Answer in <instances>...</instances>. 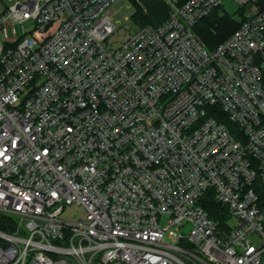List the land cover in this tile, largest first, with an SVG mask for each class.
Instances as JSON below:
<instances>
[{"label":"built area","instance_id":"1","mask_svg":"<svg viewBox=\"0 0 264 264\" xmlns=\"http://www.w3.org/2000/svg\"><path fill=\"white\" fill-rule=\"evenodd\" d=\"M114 1L0 0V264H264V0L212 48L222 0L115 45Z\"/></svg>","mask_w":264,"mask_h":264},{"label":"trees","instance_id":"2","mask_svg":"<svg viewBox=\"0 0 264 264\" xmlns=\"http://www.w3.org/2000/svg\"><path fill=\"white\" fill-rule=\"evenodd\" d=\"M131 1L134 5L131 20L138 26L147 24L155 26L167 17L168 6L162 0H140L142 6L136 4L134 0ZM238 24V20L231 15L214 10L200 18L193 30L208 48H212L235 30ZM201 202L208 215L221 224L227 216L225 208L210 194H205ZM3 219V216H0V229L10 230L8 225H4Z\"/></svg>","mask_w":264,"mask_h":264},{"label":"rangeland","instance_id":"3","mask_svg":"<svg viewBox=\"0 0 264 264\" xmlns=\"http://www.w3.org/2000/svg\"><path fill=\"white\" fill-rule=\"evenodd\" d=\"M135 3L142 6L141 2ZM239 7L240 4L236 0H222L220 8L234 19H237ZM110 9L113 11L111 19L115 25V31L111 35V42L115 45L129 33L133 32L138 25L131 20V14L134 11V5L131 0H115ZM30 25V22H25L23 25L15 24V29L18 33H21L23 28L28 29ZM61 216L68 221L84 220L82 208L78 205L67 206Z\"/></svg>","mask_w":264,"mask_h":264}]
</instances>
